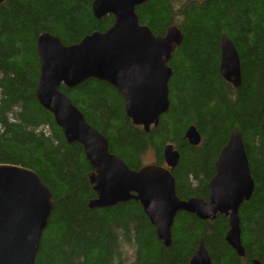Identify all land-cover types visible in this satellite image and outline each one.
<instances>
[{"label": "trees", "instance_id": "1", "mask_svg": "<svg viewBox=\"0 0 264 264\" xmlns=\"http://www.w3.org/2000/svg\"><path fill=\"white\" fill-rule=\"evenodd\" d=\"M94 0H4L0 3V164L38 173L55 196L36 264H191L204 241L212 264H264V0H150L137 13L159 36L177 24L182 45L170 62L171 106L158 128L146 133L126 116L121 94L95 80L61 91L109 141L112 153L133 170L153 152L164 165V148L180 153L175 170L182 200H208L215 163L235 129L242 132L256 184L240 209L244 258L225 238L229 219L201 220L180 212L172 246L165 247L142 206L131 201L91 209L94 169L80 144H69L53 116L36 99L40 63L37 38L48 32L67 45L105 32L114 16L94 17ZM235 44L242 63L236 89L221 76V37ZM196 126L199 146L185 138Z\"/></svg>", "mask_w": 264, "mask_h": 264}, {"label": "water", "instance_id": "2", "mask_svg": "<svg viewBox=\"0 0 264 264\" xmlns=\"http://www.w3.org/2000/svg\"><path fill=\"white\" fill-rule=\"evenodd\" d=\"M149 1L94 0V17L100 20L113 15L114 24L75 45L67 46L48 32L40 34L36 99L51 113L67 142L83 147L94 169L89 180L97 197L89 201L91 209L131 201L140 203L158 239L167 248L172 246V229L180 212L204 221L225 215L230 227L225 240L243 257L246 252L239 212L253 196L256 184L239 129L231 133L217 158L215 176L208 184L209 201L182 200L173 173L179 165L180 153L173 144L164 149L167 166L150 164L133 170L111 152L104 134L61 91L62 85L73 90L90 80L107 83L123 95L126 116L135 127L150 133L152 127L160 125L171 106L169 85L174 70L170 62L184 41V33L172 25L164 36H157L142 25L137 9ZM219 69L229 84L241 86L240 54L226 34L221 37ZM185 138L192 146H199L202 141L194 125L187 129ZM54 206L55 196L38 173L18 165L0 164V264H36ZM191 264H212L204 241H200ZM253 264L262 263L255 259Z\"/></svg>", "mask_w": 264, "mask_h": 264}, {"label": "rangeland", "instance_id": "3", "mask_svg": "<svg viewBox=\"0 0 264 264\" xmlns=\"http://www.w3.org/2000/svg\"><path fill=\"white\" fill-rule=\"evenodd\" d=\"M154 153L153 152H149V154L145 157V161L144 163H147V164H150V163H153L154 160Z\"/></svg>", "mask_w": 264, "mask_h": 264}, {"label": "flooded vegetation", "instance_id": "4", "mask_svg": "<svg viewBox=\"0 0 264 264\" xmlns=\"http://www.w3.org/2000/svg\"><path fill=\"white\" fill-rule=\"evenodd\" d=\"M172 25H174V24H172ZM172 25H170V26H172ZM170 26H169V27H170ZM169 27H168V28H169ZM168 28H167V29H168ZM180 29H181V28H180ZM181 30H182V29H181ZM220 59H221V56H220ZM170 67H171V66H170ZM219 67H220V65H219ZM219 70H220V69H219ZM220 74H221V73H220ZM221 76H222V75H221ZM221 151H222V150H221ZM221 151H220V152H221ZM180 158H181V156H180ZM177 167H178V166H177ZM177 167H176V169H177ZM176 169H175V170H176ZM175 170H174L173 173H175ZM215 173H216V169H215ZM174 176H175V174H174ZM207 187H208V186H207ZM240 209H241V208H240Z\"/></svg>", "mask_w": 264, "mask_h": 264}, {"label": "bare ground", "instance_id": "5", "mask_svg": "<svg viewBox=\"0 0 264 264\" xmlns=\"http://www.w3.org/2000/svg\"><path fill=\"white\" fill-rule=\"evenodd\" d=\"M114 89H115V88H114ZM115 90H116V89H115ZM116 91H117V90H116ZM121 96H122V98H124L122 94H121ZM167 113H168V112H167ZM167 113H166V114H167ZM166 114H165V115H166ZM163 116H164V115H163ZM163 116H162V117H163ZM161 119H162V118H161Z\"/></svg>", "mask_w": 264, "mask_h": 264}]
</instances>
